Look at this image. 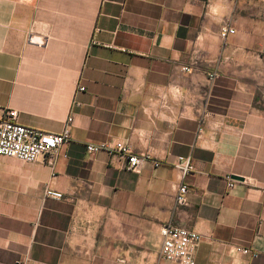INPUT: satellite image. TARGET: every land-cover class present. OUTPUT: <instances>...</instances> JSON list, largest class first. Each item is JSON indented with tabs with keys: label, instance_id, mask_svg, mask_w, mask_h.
Listing matches in <instances>:
<instances>
[{
	"label": "crops",
	"instance_id": "1",
	"mask_svg": "<svg viewBox=\"0 0 264 264\" xmlns=\"http://www.w3.org/2000/svg\"><path fill=\"white\" fill-rule=\"evenodd\" d=\"M256 45L264 0H0V107L50 132L72 117L53 166L0 155V264H181L148 241L169 222L202 235L196 264H264ZM118 141L161 165L87 149Z\"/></svg>",
	"mask_w": 264,
	"mask_h": 264
},
{
	"label": "built area",
	"instance_id": "2",
	"mask_svg": "<svg viewBox=\"0 0 264 264\" xmlns=\"http://www.w3.org/2000/svg\"><path fill=\"white\" fill-rule=\"evenodd\" d=\"M235 28L225 25L221 31V37L226 42L229 35L235 33ZM188 69V67H185ZM217 73L210 74V79L217 78ZM83 90L84 87H80ZM72 117L67 119V125L61 132H50L40 128L27 126L19 122L18 111L0 107V155L17 157L25 162H35L41 157L47 159L50 165H54L60 155L62 146L71 139L70 124ZM87 149L91 153L107 151L111 155H118L125 161V167L129 171L139 172L141 166L147 162H154L160 166L161 162L155 160L149 152H135L128 143L118 141L89 143ZM174 168L180 172L182 178H186L194 169L191 158L179 156L173 163ZM229 187H233L237 180L227 176ZM190 191L186 182L178 186L176 193L177 205H185ZM264 193V187L262 188ZM46 195L58 199L63 198V193L52 188L46 189ZM162 238L160 257L164 260L175 261L181 264H196V250L202 240V235L193 229L175 224L166 223L160 228ZM238 251L244 254H252L257 257L258 252L251 248L238 247ZM17 264H25L18 261Z\"/></svg>",
	"mask_w": 264,
	"mask_h": 264
},
{
	"label": "rangeland",
	"instance_id": "3",
	"mask_svg": "<svg viewBox=\"0 0 264 264\" xmlns=\"http://www.w3.org/2000/svg\"><path fill=\"white\" fill-rule=\"evenodd\" d=\"M260 36L261 35L259 34L258 37L260 38ZM254 69L256 72V77L254 79L256 86V103L264 110V48L262 49L260 45H256ZM148 241H151V243H154L155 241L157 243L160 242V226L157 238L155 239L153 235L151 238L148 236Z\"/></svg>",
	"mask_w": 264,
	"mask_h": 264
}]
</instances>
